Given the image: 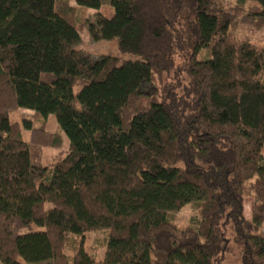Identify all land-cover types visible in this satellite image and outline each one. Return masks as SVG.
<instances>
[{
  "label": "trees",
  "instance_id": "obj_1",
  "mask_svg": "<svg viewBox=\"0 0 264 264\" xmlns=\"http://www.w3.org/2000/svg\"><path fill=\"white\" fill-rule=\"evenodd\" d=\"M76 1L0 0V264H264V0ZM84 29L139 60L78 50Z\"/></svg>",
  "mask_w": 264,
  "mask_h": 264
},
{
  "label": "rangeland",
  "instance_id": "obj_2",
  "mask_svg": "<svg viewBox=\"0 0 264 264\" xmlns=\"http://www.w3.org/2000/svg\"><path fill=\"white\" fill-rule=\"evenodd\" d=\"M229 3V6H234L236 1L235 0H229L227 1ZM70 4L72 6L77 5L76 0H70ZM93 11L89 12V15H92ZM245 31H241V34L247 35L249 30L247 28L244 29ZM81 36V44L77 47L78 50L86 52L87 54H90L93 58H100L102 56L111 55L114 57L120 58L122 61H136L139 60L138 56L133 55H121L119 50V45L117 40L112 41H100V42H94L91 40L90 35L87 31V29H84L80 33ZM252 45L256 48L264 49V26L261 30H259L256 34L252 37ZM163 81L156 80L154 85H151L144 91L146 93L156 95L158 97L165 96L167 89H173V87L176 85L177 79L176 77L171 75H164ZM81 90V87H75L74 93L78 94ZM168 92V91H167ZM11 121L13 123H23V121H29L34 127L41 126L44 122L46 123V128L51 133H57L60 132L63 135L64 138V150H68L69 148V140L68 138L62 133L60 130L58 123L56 121L55 116L51 115L46 120L43 119H36L33 112L19 109L18 111L12 113L10 115ZM24 138L26 140H29V133L24 131ZM56 154V152L50 148L44 149L43 154V166L50 168L52 164L53 156ZM253 183V181H252ZM252 204H253V198L246 196L244 198V207H245V215L247 219H252ZM51 205H46V208H50ZM173 216V222L177 225L178 228L184 229L190 225L196 224L200 220V213L199 209L195 204L187 205L184 208H182L179 212L172 214ZM40 229L38 227H34V231H39ZM260 235L264 236V225L259 232ZM107 233L105 231L101 232H94L90 233L85 238V251L88 254L94 255L98 260H102L104 256V248L103 245L105 243ZM230 236V235H229ZM231 238V236H230ZM66 254L71 255L68 251H66ZM240 251L236 247H231V254L228 256V259L225 264H240Z\"/></svg>",
  "mask_w": 264,
  "mask_h": 264
},
{
  "label": "crops",
  "instance_id": "obj_3",
  "mask_svg": "<svg viewBox=\"0 0 264 264\" xmlns=\"http://www.w3.org/2000/svg\"><path fill=\"white\" fill-rule=\"evenodd\" d=\"M31 112V111H30Z\"/></svg>",
  "mask_w": 264,
  "mask_h": 264
}]
</instances>
